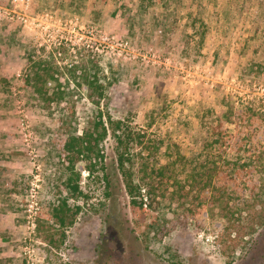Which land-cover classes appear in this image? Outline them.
Listing matches in <instances>:
<instances>
[{"label":"rangeland","instance_id":"obj_1","mask_svg":"<svg viewBox=\"0 0 264 264\" xmlns=\"http://www.w3.org/2000/svg\"><path fill=\"white\" fill-rule=\"evenodd\" d=\"M0 77V264H264V0H0ZM99 112L90 175L62 146ZM145 163L167 170L154 228L126 188Z\"/></svg>","mask_w":264,"mask_h":264},{"label":"trees","instance_id":"obj_2","mask_svg":"<svg viewBox=\"0 0 264 264\" xmlns=\"http://www.w3.org/2000/svg\"><path fill=\"white\" fill-rule=\"evenodd\" d=\"M27 59L29 62L25 81L35 88L38 98L47 102L48 105L62 102L66 93L59 90L55 91L53 83H57L58 80L52 74L53 68L49 65H43L42 61H34L33 51H28ZM0 79L4 81L6 80L4 77H0ZM94 83L95 82H91L90 85L94 86ZM51 89L52 91L50 92ZM97 95L98 98L101 99L103 97V92L98 90ZM55 105L61 107L63 104ZM67 106L72 112H74V106L72 104H67ZM98 118L99 119L95 122L93 131L86 130L82 134H78L77 132H67L63 139L62 146V149L68 156H70L69 159H71V163H73L72 159L74 157L82 158V161L87 163L85 164L84 169L89 171L90 175L97 170L98 165H100L102 170L105 169L103 164L104 155L100 149V145L107 138L108 132L104 126L101 112H99ZM237 119L240 121L239 113L237 114ZM109 122L114 124V122L111 121V118L109 119ZM117 123L116 128H118ZM238 143L240 144L239 141ZM123 160V158H120L121 164H123ZM241 160L242 157H240V161ZM235 165L237 166L236 172H239V169L241 172L244 169L242 167H245L240 165L237 161H235ZM68 171L70 173V176H68L67 179L68 189L73 193H81L79 184L77 181L74 182L73 179V175H75L74 165L69 166ZM166 171L165 168L162 167L151 168L149 164L145 163L142 169L144 175L140 178L139 183L134 184V181H131V179L129 180L130 176L128 175L127 177L126 188L131 197L132 207L137 210L138 213L147 216L149 221L148 226L152 228L157 224V220H155L156 217H158L157 211L161 206V199L164 198L161 184L165 181ZM66 206L67 205L64 202V205L61 206V208L54 209V215L59 218L60 224L65 223L64 218H62L61 210ZM79 209L80 208H78L77 211H79Z\"/></svg>","mask_w":264,"mask_h":264}]
</instances>
